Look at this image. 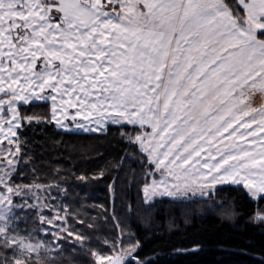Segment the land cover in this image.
Here are the masks:
<instances>
[{
    "label": "snow or ice",
    "instance_id": "obj_1",
    "mask_svg": "<svg viewBox=\"0 0 264 264\" xmlns=\"http://www.w3.org/2000/svg\"><path fill=\"white\" fill-rule=\"evenodd\" d=\"M256 92L264 94V0H0V264H37L44 247L13 227L14 210L33 207L14 203L31 190L12 183L16 130L33 119L20 102L52 101L53 119L76 108L97 124L147 125L137 141L157 167L174 166L175 180L178 169L185 185L238 184L264 201ZM256 218L264 223V209ZM137 247L129 264H141ZM93 255L96 264L126 258Z\"/></svg>",
    "mask_w": 264,
    "mask_h": 264
},
{
    "label": "trees",
    "instance_id": "obj_2",
    "mask_svg": "<svg viewBox=\"0 0 264 264\" xmlns=\"http://www.w3.org/2000/svg\"><path fill=\"white\" fill-rule=\"evenodd\" d=\"M20 113L33 119L18 131L21 163L12 182L52 186L51 201L65 217L59 244L47 235L59 248L41 252L37 264H96L93 253L130 245H138L134 256L141 264H264V223L256 218L264 201L243 186L222 185L207 198L148 202L144 188L156 168L136 139L147 128L63 131L45 101L21 105ZM17 216L20 234L39 240L40 210Z\"/></svg>",
    "mask_w": 264,
    "mask_h": 264
},
{
    "label": "rangeland",
    "instance_id": "obj_3",
    "mask_svg": "<svg viewBox=\"0 0 264 264\" xmlns=\"http://www.w3.org/2000/svg\"><path fill=\"white\" fill-rule=\"evenodd\" d=\"M48 94L49 93L46 91L42 95L47 96ZM33 101H37V100H33ZM46 101L50 102L52 107V101L50 100H46ZM250 103L253 107L264 106V94H261L259 92L252 94ZM18 108H19V104H18ZM76 113H77L76 108H68L66 114L64 112H58L55 119L53 120L59 129L66 131H74V132H99L103 129H106V127L109 124H117V125L129 124L126 121H121L120 123H113L111 119H107V118L104 119L101 124H97L96 123L97 118L95 116L85 119L86 113H81L80 115H77ZM57 121H59V123H57ZM129 125H133V124H129ZM136 126L141 127L139 124H136ZM143 128H147L148 130V131H144L143 134H146L151 131L150 127H148L147 125L143 126ZM19 129L16 130L17 137H18ZM87 129H94V130L89 131ZM13 139H15V137H13ZM6 145H7V140L0 137V148H3ZM10 147L15 148L16 145L13 144ZM143 152L148 156L149 160L155 165L156 168L155 170L156 176L152 177L151 182L144 188L145 199L148 202H152L156 198H163V197H168L172 199L207 198L210 195H212L219 186L229 185V184L238 185L233 183H225V184L217 183L215 185L212 184L204 185V184H192L190 181L187 185H185L181 182L183 180L182 172H180L178 169L175 170V174L181 177V181L175 180L174 175H171L169 173V169H174L173 165H168V168H165L164 165L157 167L156 164L157 157L149 156L147 152L145 151ZM18 155L20 156V153ZM165 164H168V162L165 161ZM13 184L19 185L15 183ZM177 184H179L178 188L176 187ZM19 186L22 187L26 186L27 188H31V190L27 191V195L23 196V198L16 197L14 199V203L17 205H21L24 204L26 201L28 205H32L33 207H25L24 209H20V208L15 209L14 210L15 219H14L13 227L16 228V226L20 223V219L17 216V212L21 210H29L31 208H37L42 213L41 220L43 221L44 224L43 230L39 237V241L44 246L41 248L40 253L51 252L53 250L58 249L59 245H53L52 242H50L49 238L47 237L48 234H51L53 236L54 242L59 244V241L61 238L64 237L63 234L66 230L64 215H61L59 213V210L56 207L57 204L55 205L51 201L53 199V196L51 195L53 187L41 186L36 184H32V185L20 184ZM246 190L248 191V189ZM169 193L172 194L170 195ZM249 194L253 199H258L257 197L252 196L251 192H249ZM48 221L51 222L49 223ZM45 247L50 248L51 251H45ZM128 251H130L129 247L126 248L119 247L117 252L111 254L108 253V254H99V255H103L105 257L115 259L117 256L126 257V252ZM134 252L132 253V255H134ZM96 261H97V256H96ZM127 263H129V261L126 257L124 264ZM105 264H108L107 260L105 261Z\"/></svg>",
    "mask_w": 264,
    "mask_h": 264
},
{
    "label": "flooded vegetation",
    "instance_id": "obj_4",
    "mask_svg": "<svg viewBox=\"0 0 264 264\" xmlns=\"http://www.w3.org/2000/svg\"><path fill=\"white\" fill-rule=\"evenodd\" d=\"M42 101H45V102H48V101H46V100H40V101H31L30 103H33V102H42ZM50 103V102H49ZM51 104V103H50ZM21 105H24L22 102H20L19 103V112H20V106ZM52 108V107H51ZM54 121V120H53ZM22 123H23V121H22ZM21 126H22V124H21ZM63 131H66V130H63ZM67 132H74V131H67Z\"/></svg>",
    "mask_w": 264,
    "mask_h": 264
},
{
    "label": "water",
    "instance_id": "obj_5",
    "mask_svg": "<svg viewBox=\"0 0 264 264\" xmlns=\"http://www.w3.org/2000/svg\"><path fill=\"white\" fill-rule=\"evenodd\" d=\"M194 250H198V247H195V248L189 249L188 251H194Z\"/></svg>",
    "mask_w": 264,
    "mask_h": 264
},
{
    "label": "crops",
    "instance_id": "obj_6",
    "mask_svg": "<svg viewBox=\"0 0 264 264\" xmlns=\"http://www.w3.org/2000/svg\"><path fill=\"white\" fill-rule=\"evenodd\" d=\"M105 129H103V130H101V131H104ZM101 131H99V132H101Z\"/></svg>",
    "mask_w": 264,
    "mask_h": 264
}]
</instances>
